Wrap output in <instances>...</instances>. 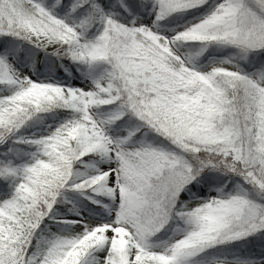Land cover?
<instances>
[{
	"label": "snow or ice",
	"instance_id": "6c2138e0",
	"mask_svg": "<svg viewBox=\"0 0 264 264\" xmlns=\"http://www.w3.org/2000/svg\"><path fill=\"white\" fill-rule=\"evenodd\" d=\"M0 264H264V0H0Z\"/></svg>",
	"mask_w": 264,
	"mask_h": 264
}]
</instances>
